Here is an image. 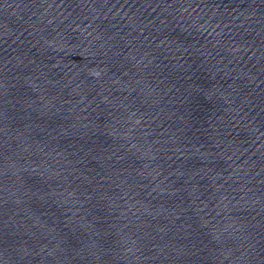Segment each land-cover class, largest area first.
Masks as SVG:
<instances>
[{
    "label": "water",
    "instance_id": "1",
    "mask_svg": "<svg viewBox=\"0 0 264 264\" xmlns=\"http://www.w3.org/2000/svg\"><path fill=\"white\" fill-rule=\"evenodd\" d=\"M0 264H264V0H0Z\"/></svg>",
    "mask_w": 264,
    "mask_h": 264
}]
</instances>
